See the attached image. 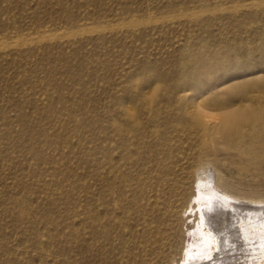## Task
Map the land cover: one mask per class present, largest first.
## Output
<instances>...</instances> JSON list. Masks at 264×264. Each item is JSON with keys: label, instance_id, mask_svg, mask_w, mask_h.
Returning a JSON list of instances; mask_svg holds the SVG:
<instances>
[{"label": "rangeland", "instance_id": "rangeland-1", "mask_svg": "<svg viewBox=\"0 0 264 264\" xmlns=\"http://www.w3.org/2000/svg\"><path fill=\"white\" fill-rule=\"evenodd\" d=\"M259 81L250 97L264 96V0H0V264H87L106 126L148 127L172 91L240 104L237 88ZM235 153L218 145L217 175L264 199V162L256 171ZM135 166L121 169L127 209L111 264H136Z\"/></svg>", "mask_w": 264, "mask_h": 264}, {"label": "bare ground", "instance_id": "bare-ground-1", "mask_svg": "<svg viewBox=\"0 0 264 264\" xmlns=\"http://www.w3.org/2000/svg\"><path fill=\"white\" fill-rule=\"evenodd\" d=\"M262 88L260 81L240 85V104L220 103L215 96L175 99L172 91L167 112L157 111L148 127L140 128L133 118L115 120L112 136L108 126L103 129L104 181L96 202L90 192L86 206L87 264H111L104 259L110 246L118 261L112 242H119V229L123 241L119 209L123 215L127 209L121 169L132 164L137 165L132 200L136 264H264V199L230 192L214 167L223 145L236 152L229 157L241 166L261 171L264 96L250 97L249 91ZM132 125L138 133L131 142Z\"/></svg>", "mask_w": 264, "mask_h": 264}, {"label": "snow or ice", "instance_id": "snow-or-ice-1", "mask_svg": "<svg viewBox=\"0 0 264 264\" xmlns=\"http://www.w3.org/2000/svg\"><path fill=\"white\" fill-rule=\"evenodd\" d=\"M262 210H264V209H262ZM207 214L211 215L212 214V210H209ZM224 246L227 247V241L224 242Z\"/></svg>", "mask_w": 264, "mask_h": 264}]
</instances>
